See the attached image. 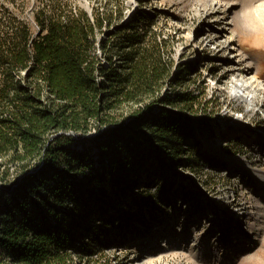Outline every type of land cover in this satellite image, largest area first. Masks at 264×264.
Segmentation results:
<instances>
[{"label": "trees", "instance_id": "1", "mask_svg": "<svg viewBox=\"0 0 264 264\" xmlns=\"http://www.w3.org/2000/svg\"><path fill=\"white\" fill-rule=\"evenodd\" d=\"M155 14L123 22L121 6L51 0L33 21L0 17V264H101L107 229L85 217L115 226L106 197L133 209L123 224L142 216L136 208L170 187L165 170H150L153 156L200 159L196 127L211 124L182 111L211 101L190 90L160 97L167 39L142 25ZM124 105L135 107L120 118Z\"/></svg>", "mask_w": 264, "mask_h": 264}, {"label": "rangeland", "instance_id": "2", "mask_svg": "<svg viewBox=\"0 0 264 264\" xmlns=\"http://www.w3.org/2000/svg\"><path fill=\"white\" fill-rule=\"evenodd\" d=\"M47 1L50 2L51 0H0V17L4 16L9 19L11 15H18L23 19L33 21V10ZM59 1H68L72 4L86 7L89 10H93L97 6L112 9L121 6L124 12L123 22L139 10L148 12V14H154L155 12L156 14L153 16V19L143 20L142 25L147 26L149 24L161 37L167 39V43L163 46V51L167 60L168 74L165 76V81L161 86L160 97L165 96L167 93L172 94L177 91L190 90L195 93L200 92V100H205V96L207 100L210 99V105H212L210 112L201 107L197 110L183 109L182 112L192 119H197L198 122L200 116L207 115V119L211 123L209 129L206 128L208 130L207 133L216 145L225 140L218 137L217 134L219 135L224 126L226 128L233 125V122L244 123L248 127L256 126L260 129L262 128V133L264 134V90L258 94L257 101L259 104L255 103L254 108L250 110L248 115L246 113L250 105L246 102L233 99L234 96L231 95L233 91L232 83L236 79L234 71L237 66H244L250 63L264 79V0ZM233 3L234 5L226 11L225 8ZM230 37L234 38L237 47H242L241 51H244L243 55L249 59L247 62L240 60L242 56L239 55V52L241 51L230 53L223 48ZM227 58L232 59L233 62L229 63ZM204 89L205 94L201 93ZM143 102L147 103L148 100ZM138 105L140 104H135L136 107ZM135 106L124 105L117 110L116 114L118 113L120 118L128 117ZM94 129L92 132L95 131ZM246 130L250 131L249 128H246ZM251 132H253L252 129ZM234 136L233 139L226 140L227 145L223 150L228 152L240 151L242 155H249L250 150L242 146L241 141H239L242 135L238 137ZM209 137L206 136L205 139ZM195 144L199 146V144L202 145L204 143L198 138V143L195 142ZM204 147L207 149L206 145ZM214 147L210 145L209 150L207 149L208 153L211 154L210 156L212 154L217 155L218 153L213 149ZM199 149H203L202 146H199ZM157 156L159 157L158 159L153 157L151 163L148 164L150 170L159 173V169L166 171L168 165L166 161H168V158L166 156L161 157L159 154ZM174 171L170 170L171 176L174 174ZM150 175L146 174L141 177V180H148ZM203 178H205L204 175ZM199 179L200 177H198L197 181ZM195 183L201 185L198 187L202 189L200 182ZM208 185L214 191H222L224 188V185L220 184L218 186H211L212 184L208 183ZM151 187L153 190H156L155 184H152ZM260 191L252 183V185L242 192V195L238 199V203L244 206L243 210H240L244 214L241 215L242 219L240 220L242 223L240 226L243 229V233H245L243 234L244 237L240 235L239 242L243 240L247 244V247L244 248L245 251L239 252L240 254L237 258L229 264H264V217L262 216L264 197ZM119 192L116 188V192L114 193L117 194ZM108 199L106 197L104 203L106 204V209L111 211L112 217L117 221L115 226L110 224L105 226L104 219L103 221L102 219L91 220L94 214H88L85 220L90 219V221L95 223V230L107 229L103 240L105 245L97 250L95 257H100V260H102L101 264H107L108 260H104V255H107L106 258L112 264H120L117 261L121 260L122 255L127 254L126 252L130 249L128 247H118L116 242H114L115 239H109V234L113 231L120 232L123 227L129 226L130 222L135 221L137 217H127V221H124L123 224V220L120 219L121 216H130L128 212L131 213L133 209L128 208L127 204L123 202L120 204ZM102 205L100 203L90 209L97 210ZM136 209L134 208L137 214H143L141 207ZM197 237V239L202 238V235ZM99 240L102 239L100 238ZM199 243L200 241H198V245L194 251L187 249L188 253H185L188 254L191 264H208L205 261L202 262L199 254H195L199 252ZM127 256L129 257L130 255L128 254ZM75 257L77 259L76 264H88L86 259H81L79 256ZM135 259L133 258L132 261Z\"/></svg>", "mask_w": 264, "mask_h": 264}, {"label": "bare ground", "instance_id": "3", "mask_svg": "<svg viewBox=\"0 0 264 264\" xmlns=\"http://www.w3.org/2000/svg\"><path fill=\"white\" fill-rule=\"evenodd\" d=\"M233 5L234 3L229 4L225 10L228 11ZM236 47L232 37L223 46L230 53L242 50L241 46ZM243 53L244 51L239 52L242 56L240 60L247 62L249 59L245 58ZM227 61L233 62L229 58ZM234 72L236 79L232 83L231 95L234 96L233 99L250 105L246 113L248 115L255 103L259 104L257 98L264 90V79L250 63L237 66ZM201 117L207 119V115ZM229 127L224 126L219 135L217 134L221 139H225L217 145L209 137L205 126L196 127L195 133L204 143L199 144L203 149L197 146L200 152L198 162L193 165L185 162L171 165L168 162L166 172L169 174V190L160 192L152 202L142 204V216L131 221L129 226L125 225L126 228L123 227L120 232L113 231L109 234V239H115L118 247L130 249L127 254L122 255L118 263L191 264L186 254L187 249L194 251L198 241L200 248L195 254H199L202 262L208 264H229L237 258L239 252L245 251L247 244L243 240L239 242L240 235L244 237L245 234L240 226L241 215H244L240 210H243L244 206L238 203V199L252 183L261 190L260 193L264 197V134L262 128L248 127L244 123L233 122ZM239 135H242L239 140L241 145L250 150L249 155H242L240 151L223 150L227 145L226 140ZM206 136L209 138L205 139ZM204 145L208 150L210 145L215 146L213 149L218 152L217 155L210 156ZM157 155L153 157L158 159ZM184 156L187 154L180 157ZM170 170H175L172 176ZM195 182H200L202 189L198 187L201 185ZM207 182L212 184L211 186L224 185V188L222 191H214L209 188ZM262 216L264 217V207ZM199 235H202V238L197 239ZM104 257V260H107V255ZM133 258L136 259L132 261ZM109 264L112 262L109 261Z\"/></svg>", "mask_w": 264, "mask_h": 264}]
</instances>
